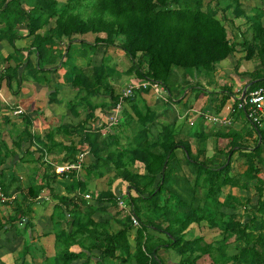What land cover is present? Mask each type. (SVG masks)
I'll list each match as a JSON object with an SVG mask.
<instances>
[{"label": "trees", "instance_id": "16d2710c", "mask_svg": "<svg viewBox=\"0 0 264 264\" xmlns=\"http://www.w3.org/2000/svg\"><path fill=\"white\" fill-rule=\"evenodd\" d=\"M85 1L92 5V12L86 17L81 12H75L84 0H66L63 4L59 0L0 1V17L4 23L0 28V41L8 40L12 49L18 52L20 48L15 46L14 41L20 36L17 26L24 21L28 22V33L35 37L23 74L29 71L39 78V73L47 72L42 63L51 62L48 59L51 51L48 44L54 41V37L59 40L67 36L69 45L63 64L71 62L68 63L73 73L71 85L77 92L76 97L86 103L81 121L57 128L68 135L69 143L55 139L52 132L47 134L49 139L38 135L33 131L32 119L26 114L21 115L22 124L13 123L11 147L0 138V193L11 198L0 200V237L2 232L8 231H16L18 236L23 237L18 249L12 251L13 264L28 255L35 259L38 249L44 257L42 264H74L93 247L102 249L98 264H124L133 259L138 264H165L157 254L159 248L178 247L182 243L185 248L180 246L179 251L185 259L181 264H195L204 256L207 257V264H264V177L260 176L264 166V129H260V137H256L252 146L242 144L244 138L237 129L218 130L212 134L217 139L229 138V146L227 150L215 147L212 155L208 154L204 143L207 132L200 131L202 136L196 138V150H193L192 141L182 137V133H176L175 123L162 124L154 136L156 110L147 105L141 108L137 103L143 101L141 94L150 92V88L136 89L123 99V115L117 122L118 130L110 129L107 123L92 125L101 104L96 98H108L111 108H116L121 101L120 91L116 90L112 81L119 78L122 72L137 81L151 79L163 83L172 100L173 87L180 81L191 83L204 76L210 83H216L218 64L237 51L245 52L242 58L253 60L256 66L254 71H244L251 75L244 86L249 85V90L264 85V7H256L259 14L253 18L247 15L241 0H235L234 15L245 16L252 27L250 38L240 33L242 41L238 45L231 41L227 27L218 17L219 12L224 16L232 5L231 1ZM214 1L218 3L212 4ZM25 3H32V8L28 10ZM50 19L55 20V26L42 34L37 32ZM88 32L96 33L94 42L82 41V49H72L73 36ZM100 44L122 49L130 60L128 68L120 72L105 60L92 66L90 51H95ZM33 51L38 53L36 65L39 67L30 59ZM71 51L75 56H86V67L73 64ZM11 58L16 59L14 54L9 53L4 61L8 62ZM21 63L19 61L16 66L5 69L3 77L11 89ZM189 87L194 85L184 86V90ZM58 91L56 87L51 92L50 102L57 101ZM232 94L235 93L231 84L223 85L221 93L212 92L211 101L214 102V98L219 100L217 111L223 109ZM125 103H129L131 110L125 107ZM7 122L10 124V120ZM105 126L108 130L103 136L101 130ZM127 128L132 130V135L122 142L121 136ZM24 142H29V146L26 147ZM86 150L92 159L84 164L85 177L74 168L61 173L56 171L57 164L76 162L78 155ZM48 153H54L52 161H48ZM235 153L245 157L247 167L243 172L233 166ZM219 155L224 159L220 160ZM137 162L143 165L144 172L133 168ZM19 164L28 172L25 181L15 169ZM108 173L112 176L111 184L117 180L127 186L125 191L128 193L123 197L131 211L118 206L119 195L111 186L99 191L96 198L86 199L83 196L89 191L90 180L102 178ZM59 176L70 181L65 185L66 193L56 191ZM252 180H257L253 195L241 199L230 191L221 200L224 186L249 191V181ZM45 189L55 201L51 213L56 226L53 255H47L42 248L36 247L35 250L31 229L34 226L31 219L33 204ZM105 201L116 208L113 220L96 221L93 215L97 210L109 209L107 206L100 207L99 204ZM223 206H229L234 211L226 212ZM242 206L244 210L240 212ZM131 213L140 220L134 251H131L130 241L134 228ZM202 221L222 230V238L203 246L198 244L202 241L200 236L193 235L191 240L183 241L191 225ZM113 222L119 226L117 229L113 228ZM149 228L164 233L166 239L150 233ZM231 237L241 241L236 252L228 249L227 242ZM76 244L81 246L80 251L72 250Z\"/></svg>", "mask_w": 264, "mask_h": 264}, {"label": "crops", "instance_id": "0c3cea01", "mask_svg": "<svg viewBox=\"0 0 264 264\" xmlns=\"http://www.w3.org/2000/svg\"><path fill=\"white\" fill-rule=\"evenodd\" d=\"M1 1V0H0ZM66 0H59L60 4L65 3ZM25 7H27V9H31L32 8V3H25ZM4 26V23L2 22V19L0 17V28H2ZM55 26V20L50 19L49 23L44 25L42 29H39L37 32L39 33H44L46 30H48L51 27ZM17 29L19 31V37L15 39L14 43L15 46L17 48H20V50L18 52H16L15 50L12 49V46L8 43V40H4V41H0V138L4 139L9 146H12V138H11V131L13 130V123L20 125L22 124V114H26L28 115L32 121H33V131L36 132L38 135L42 134L45 138H50V136H47L48 133H54V138L59 140V141H64L65 143H69L70 140L68 139V135L64 132V131H60L58 130V126H61L62 124H76L79 121L82 120L84 114H85V106L86 103L81 100L80 98L76 97V90L72 87L71 83L73 81V73L70 69V63L71 62H66V64L64 65L63 62L65 63L66 61V57H65V53H66V48L69 45V38L67 36H62L61 39L57 40V38L54 37V41L48 44V47L51 48L50 54L48 59L51 60L50 63H42L44 68H47V72H42L38 74L39 78H36L35 76L31 75L30 72L26 71L25 74H23L24 70H25V66H26V59L27 56L29 55L30 50L32 49L33 46V42H34V35H30L28 33V22L24 21L21 24H19L17 26ZM94 35H96V33H85V34H75L74 37V42L72 43V49L74 48H83V43L82 41H87V42H91L93 43L95 40ZM103 47V46H102ZM101 45L98 46L96 48V50L90 51V58H91V65H99L103 62V60H105L108 64H110V62L107 60L111 59V55L108 53V55L106 56H102V53L99 52V48H102ZM106 47V46H105ZM33 50V49H32ZM9 53H12V55L14 54V56L16 57V59L11 58L10 61H4V57L8 56ZM240 54V53H239ZM243 53L240 54L239 57H243ZM230 57V56H229ZM228 57V58H229ZM37 58H38V53L37 51H33L32 53H30V59L33 62L34 65L37 64ZM70 58L73 62V64L79 66V67H86L87 65V58L85 55H74L73 51L70 52ZM227 59V58H226ZM242 61L245 60L244 58L241 59ZM21 61V65L19 67L18 70V76L16 79H13L12 81V89L9 87L7 79L5 77H3L4 73H5V69L8 66L14 67L16 66V64ZM249 61V60H248ZM250 62V63H249ZM248 64H251V61H249ZM224 60L221 62L220 66L224 65ZM112 65V64H110ZM37 67H39L38 65H36ZM113 66V65H112ZM220 66L218 65L217 67V75L223 74L224 71L222 69H220ZM65 67V68H64ZM254 68V66H252ZM248 69L249 71L251 70H255V69ZM49 69H51V71H49ZM126 75L122 74L119 78H117L115 80L114 85L116 86L115 83H117V81H123L126 80L125 78ZM128 77L130 78L131 75H128ZM133 78V76H132ZM131 79V78H130ZM134 79V78H133ZM133 80H129V82L127 83V85L129 83H131ZM247 81H243L241 83H244ZM58 87L59 91H58V95H57V101L55 102H50V96H51V92ZM194 87L200 89L202 92H206L207 89V85L205 84L204 87L202 86H195ZM194 87H189V88H185L184 91H177L176 94L178 95V99L177 102L172 103V106L177 107L176 108V116H174L175 120L173 122H167V123H163V124H169V123H175L177 127H179V129H188V126H193L195 123H191V121H195V116H190V112L194 111L196 108V102H199L198 104H201V106H206V108H208V110L211 109H216V102H211L209 101V98L207 99V101H205L199 96L200 91H198L197 89H195L194 93ZM236 85L233 88V91L237 90ZM142 96H144L145 98L150 99H154V100H150L151 102H149L147 100V102H137L139 107H144L146 106H150L153 109L156 110L157 112V116H156V123H161L160 120V116L162 115V112L164 111V109L167 107L165 106L164 109L160 106V104L158 103L157 100V96H155L153 93L147 92V93H143L141 94ZM184 96V97H183ZM183 97V98H182ZM96 100V99H95ZM192 102H188L191 101ZM98 101L97 103H101L99 105V107L96 110V116L97 119H99V114H103V116L108 117L110 112H113L112 110H110V102H106L108 101V98H103L101 100H96ZM103 101V102H100ZM202 102V103H200ZM189 103V104H188ZM228 104V102H227ZM226 104V105H227ZM109 105V106H108ZM225 105V106H226ZM223 107V109L221 110V114L222 115H226L228 112V109H226V107ZM125 107L126 108H130L129 103H125ZM21 108L23 111L22 113H15V111L17 109ZM114 108V107H113ZM195 108V109H193ZM201 108V107H200ZM103 109L105 110V113L103 112ZM112 109V108H111ZM110 111V112H109ZM190 118V119H189ZM200 119V118H199ZM10 120V124H8L7 121ZM189 120V121H188ZM203 120V119H202ZM105 123L106 121L103 120ZM205 121V120H204ZM245 121V120H244ZM190 124H189V123ZM184 123V124H183ZM246 123V121H245ZM50 124L53 125V127H50ZM186 125V127H185ZM188 125V126H187ZM162 126H160L161 128ZM155 128V127H154ZM153 128V132H155L157 134V132H159V130H156ZM207 128V129H206ZM57 129V130H56ZM211 125L210 126H204L203 127V131L201 132H207V137L205 138V142L209 141V139H216V136L214 134L211 133ZM189 132V131H188ZM201 132H199L198 134L196 133H191L193 134L192 137H188V134L186 133H182V137L191 140V138H193L194 140L193 143L196 142V138L200 135L202 136ZM211 133V134H210ZM16 135V134H15ZM14 135V137H15ZM204 136V134H203ZM251 139L254 138V140L256 139L255 134H253L252 136H250ZM227 139L230 141L229 138L227 137H220V139ZM219 139V138H218ZM215 140V141H216ZM254 142V141H253ZM229 144V142H228ZM24 145L26 147L29 146V142H24ZM207 145V144H206ZM196 145L193 144V150H196ZM217 147V146H215ZM215 147H214V151L213 148H208V154L212 155L215 153ZM207 148V147H206ZM223 150H227L228 146L227 144L224 147H221ZM54 155V153H48L47 155V159L48 161H52V156ZM48 156L50 158H48ZM61 164H57V166H59ZM246 165H245V169H246ZM2 168V167H1ZM16 171L19 172L20 174H24L25 168L23 167V165L19 164L15 167ZM244 169V170H245ZM243 170V171H244ZM140 172H144L145 169L144 167H142V169L139 170ZM241 171V172H243ZM261 171L263 170V167L261 169ZM25 175V174H24ZM105 177V176H104ZM57 183H56V191L58 193H66L65 190V185L69 184V179H63L61 176L58 177L57 179ZM97 180V179H96ZM98 180H100V178H98ZM112 182V186L111 188H113V190H115L117 193L121 192V189L123 188V184L121 182L115 183ZM121 183V184H119ZM90 182L88 185L89 191H94L96 189H90ZM114 184V187H113ZM117 184V185H116ZM118 185H121L118 187ZM125 185V184H124ZM62 187V188H58V187ZM96 186V185H94ZM126 186V185H125ZM95 188V187H93ZM252 189L250 188V191ZM248 191V192H250ZM229 192V191H228ZM255 192V190H254ZM49 190L45 189V191L42 193V195L40 196V199L38 201H40V203L38 204H34L33 208L35 210V212H33V216L37 217L39 220L44 221V216L48 217V227H37L36 225L33 226V230L32 233L35 237V239L33 240V242L38 241L39 247L44 249L45 252L48 255H53L55 253V223L52 221L51 219V213L53 210V205L52 208L50 206L45 205V200L44 199H49ZM75 194V193H74ZM73 195V194H72ZM252 195V194H250ZM51 197V196H50ZM50 203H52L50 200H48ZM42 202V204H41ZM44 202V203H43ZM108 201H105L100 205V207L103 206H107L109 207L108 210L104 209H100L97 210L96 213L93 215V218L96 221H102L104 219H110L111 221L113 220V216L116 213V208H112L108 205ZM36 205V206H35ZM47 206V208L45 209H40V208H35L37 206ZM41 216V217H40ZM206 222V221H205ZM35 224V223H33ZM203 225H205L202 229V231H198L197 233L194 232L192 233V237L193 235L196 236H202L203 234H206L207 236V222L204 223ZM119 226L115 224V222H113V228L117 229ZM136 229L137 227H134L131 230L130 233V241H131V251H134L136 248V240H135V233H136ZM193 228H191L189 230V232L186 233V235L188 233H191V230ZM13 231H8V232H2V236L0 237V239H2V241L0 242V245H5L4 247L7 249L12 248L13 250H15L16 248H18V246L21 243L20 239L15 240L16 244L11 247L10 244L15 243L13 242L14 238L9 235V233H12ZM149 232L152 234L157 235L158 237H161L163 239H166V235L164 233H161L159 231H156L152 228H149ZM8 237V239L6 237ZM18 238V237H16ZM21 238H23L21 236ZM207 240V237H206ZM6 243V244H5ZM3 247V248H4ZM4 250L2 252H0V264H13L14 262V254L11 252V254H6L7 250ZM82 248L80 245L76 244L73 245L72 250L74 251H80ZM164 249H166L164 247ZM35 250L36 247H35ZM102 250V249H101ZM101 250L98 249L97 247H93L92 250H86L85 251V255L79 259H77L76 261H74V264H98L99 259H100V253ZM38 254H40V252L37 251ZM10 255V256H9ZM167 258L170 257V254H167ZM27 257L30 258V262L31 263H36L37 257H35V259H32L30 256H26L22 259H20L19 261L16 262V264H27ZM43 259V257H42ZM200 260L203 258H199ZM34 260V261H33ZM165 264H179L177 263V261H173L170 259H164ZM124 264H138L137 261L135 259H133L131 262L128 263H124ZM202 264H206L204 261Z\"/></svg>", "mask_w": 264, "mask_h": 264}, {"label": "rangeland", "instance_id": "374dc122", "mask_svg": "<svg viewBox=\"0 0 264 264\" xmlns=\"http://www.w3.org/2000/svg\"><path fill=\"white\" fill-rule=\"evenodd\" d=\"M223 1H231L232 2V5L224 13V16H223V14L221 12H219L218 13V17H221V19L223 20V23L227 27L228 35L231 38V41H234L235 43H238V45H239V43L242 41V36L240 35V33L243 32V34L245 36H247L248 38H250L252 36V27L250 25V21H248L245 16L236 17V15H234L233 10H234V7L236 5L235 0H223ZM223 1H222V3H223ZM88 2L89 1H85L84 0V2H82V4L79 5V7L75 9V12H81L84 17L90 15L91 12H92V5H91L90 2L89 3ZM205 2H208V0H205ZM215 2L218 3V1H214V2H212V4H216ZM241 3L243 5V7H244V9H245V11L247 13V15L248 16H251L253 18H254V16L256 17L259 14L257 12L258 11L257 10L258 8L256 10H255V8L258 7V6L261 7V8L264 7V0H241ZM95 36L96 35H94V37ZM101 36H105V35L104 34H101ZM118 40H117V43H118ZM100 45H101V47L103 46L102 48H99V52L102 53V56H106V55H108V53L111 55L110 56L111 59H108V57H107V60L110 62V64H112L114 67H116L120 72H122V71H124L125 69L128 68V66L130 65V60L125 55L124 51H122V49H120L118 46H114V45H108V46L107 45H104V44H100ZM239 53L236 51L229 58L225 59L224 60V63L225 64L223 66L222 65L220 66V64H221L222 61L218 64L220 66V69H222L224 71V73L223 74H220V75H217L218 72L216 73V76H215V79H214V81L216 80V83H214V84H212L209 81H207V79L204 76H199L198 77V81H194V82H191V83H188V82H184L183 83V82L180 81L179 82V85L173 87V91H172L173 93H172V95H173V98L174 99H172V100L168 96L164 97V96H161L160 94L155 93L154 91L150 90V93H153L155 96H157L156 98L158 100V103L160 104V106L163 109H164L165 106H167L164 109V111L162 112V115L160 116L161 123L159 124V123H156L155 122V125H154L155 128L154 129L156 130V132H157V129L158 130L160 129V126H162L163 123L173 122L175 120L174 116H176V108L177 107L172 106V103L177 102L176 99H178L179 97L176 94V92L177 91H180V92L181 91H184V86H188V85H191V84L192 85H195V86H197V85L204 86L206 84L207 85L206 92H202L200 89L194 87V93L197 92V91L195 92V89H197L198 91H200L199 96L202 98V101H203V99L205 101H207L208 98H209V101H211L210 95L212 94V92L217 91V92L221 93V89L223 88V85H225V84H229L230 85L231 84L232 87L234 88L235 85L237 87H240V86H242L244 84V83H241V82L248 81L251 78V75L250 74H247V73H244V71H247V72L253 71V70L249 71L248 69H252L253 68L252 66H254L253 69H255V67H256L255 66V62H253V60H249V61H251V64H248L249 61L247 59H245L243 61L240 60L239 56H240L241 53L240 54ZM242 53L245 54V52H242ZM241 59H242V57H241ZM122 74L126 75L125 76L126 80H123L121 82L120 81H117V83H115L116 84L115 87H116V90L117 91L123 90L127 86V83L129 82V80H133L132 82H136L137 81L135 77H133L135 79H133L132 77H130L131 78L130 79L128 77V74L123 73V72H122ZM113 82H115V80H113ZM245 84H246V82H245ZM142 98H143V101L140 100V102H147V100L149 102H151L150 100H154L155 99L154 98V99H150L149 100L148 98H145L144 96H142ZM101 99L102 98H100V97L96 98V100H101ZM218 101H219L218 98H214V103L216 102V104H217V103H219ZM106 102H109V101H106ZM188 102H192V100L191 101H188ZM198 103L199 102H196V107H195L196 109L193 108L195 110L190 112V116H193V115L195 116V119H194L195 121H193V123H195V124L192 127L187 125L189 130H187V128L181 130V129H179V127L176 126V133L177 134L178 133L179 134L186 133V134H188V137H192L193 136L192 133H197V132L203 131V127L205 125L206 126L207 125L208 126L211 125V127H212L211 133H215L218 130H225V129H229V128L230 129H233L234 128V129L239 130L240 131L239 132L240 136H242V138H244L242 144L248 145V146H252L253 145L254 138L251 139L250 136H252L256 131L254 130V128L250 127V124L247 122L246 117H245V113H244L243 110H238V111H236L233 114V116L231 118V124L229 126H221V125H218V124H213V123L208 122L207 119L204 117L205 114H207V113L212 114V115H220V116H222L221 111H217L216 109L208 110V108H206V106H201V104H198ZM200 103H202V102H200ZM109 109L112 110V111H114V108L113 107H112V109H111V107ZM105 110L106 109H103V112L104 113H105ZM228 112H227V114H229ZM121 114H122V111H119L118 114H117V116L120 118ZM111 115H112V112L109 113V116L108 117L103 116V114H99V116H101V117H99V119H96L93 122L92 125H94V126H100L104 122L103 120H105V121L108 120L109 117H111ZM244 120L246 121V123H245ZM50 127H53V125L50 124ZM185 127H186V125H185ZM118 128H119V126H118L117 123L113 124L110 127V129H115V130H118ZM107 130H108V128L106 126L102 128L101 131H102L103 136L107 133ZM191 131H192V133H191ZM130 134L132 135V130L130 128H127L126 131L121 136V141L122 142L127 141L128 135H130ZM153 135L156 136L157 134L155 132H153ZM192 140H194V139L191 138L190 141H192ZM215 140L216 139L213 140V139L210 138L209 141L206 142L207 148H209V147L210 148H213V151H214V147L215 146H218L220 148L221 147H224L226 144H227V146H229V144H228L229 140H227L225 138L224 139H220L219 138L216 141ZM192 143H193V141H192ZM193 144L195 145V143H193ZM237 154L238 153H235V155H234L233 166L237 170L243 171L245 169V165H246V163H245V157L244 156H240V155L237 156ZM219 156H220V160L224 159L223 156H221V155H219ZM48 158H50V157L48 156ZM90 158H91V156L88 154L87 157H86V162H85L86 164L85 165H87L88 163H90L89 162V161H91ZM142 167H143V165L141 163H139V162H137L133 166V168L136 169L137 171H139L140 169H142ZM262 167H263V170H264V166H262ZM79 173L81 175H83L84 177L86 176L84 169H82ZM24 174H21V176H22V179L25 181L28 178V172H25L24 171ZM260 176L264 177V171H261L260 172ZM110 179H112V176H110L109 173H108L107 175H105V177L100 178V180H98V179L97 180L96 179L90 180V183H91L90 184V189H93V190L96 189L94 191L99 192V191H103L104 189L110 188V186H112ZM114 182L117 183V180H114ZM256 182H257V180L256 181H253V180L252 181H249V184H250L251 189H252L251 191L249 190L250 192H248L246 189H241L240 187H232L230 185L224 186L223 187L224 193L221 196V200H223V198L226 197L225 195L228 193V191L229 192L232 191L237 196H239L241 199L244 196H249L250 194L253 195L254 194V190H255ZM114 184H113V187H114ZM119 184H121V183H119ZM94 185H96V186H94ZM119 186H121V185H118V187ZM93 187H95V188H93ZM58 188H62V187L60 186ZM125 189H127V186H125L123 184V190H122L121 193H118V195L121 196V195H124L125 193H128L127 191H125ZM50 196L51 195H49V199H44V200L46 202L45 205L50 206L52 208L51 205H53L55 203V201H54V199H52V196L51 197ZM48 200H50L52 203H50ZM38 203H40V201H38V200H36L34 202V204H38ZM41 204H42V202H41ZM45 205L44 206H41L40 205V206H37L35 208L45 209V208H47V206H45ZM1 207L4 208V206H1ZM222 209L224 211H226V212H232V211H234L229 206H223ZM243 210H244V206L241 207L240 212H243ZM33 212H35L34 208H33L32 212H31V219H32L33 223H35L34 225H36V228L37 227L40 228V227H44V226L45 227H48L49 226L48 225V220H49L48 217L44 216L45 219H44V221H42V220H39L36 216L34 217L32 215ZM206 222L205 221H202L199 224L198 223L192 224L191 227H190V228H193L191 230V233H188L187 235L183 236V238H182L183 241L184 240L187 241L189 239L191 240L193 238L192 237V233H194V232L197 233V230L198 231H202L203 227L205 226L203 224L206 223ZM21 224H20V226H22ZM31 229L33 230L34 228L32 227ZM221 231L222 230H220L219 228H214V227L209 226V224L207 222V236H206V234H203L202 236H200L202 238V241L201 242L199 241L198 244L201 245V246H203V245H206L207 242H212V241H214L217 238H219V239L222 238ZM9 235H11L14 238L13 242H15V240H17V239H20L21 240V243H22L23 238H21V236H18L16 234V231H13L12 233H9ZM16 237H18V238H16ZM206 237H207V240H206ZM1 241H2V239H0V242ZM240 242L241 241L236 240L235 237H231L228 240V242H227L228 245H229L228 246L229 251L236 252V247L237 246L238 247L240 246ZM15 244H16V242L13 243V244L11 243L10 246L13 247ZM183 244L184 243L179 244L178 247H174V246L173 247L161 246L159 248L157 254L163 260L164 259L165 260L166 259H170V260L173 259V261H177V263L181 264V262H183V260L185 259V256L183 258L182 253L179 251V247L180 246L183 247ZM34 245H35V247L40 248L39 247V244H38V241H36L34 243ZM4 246L5 245H0V252H2L4 250V248H5ZM164 247L166 249H164ZM184 248H185V246L183 247V249ZM17 249L18 248H16L15 250H13L12 248L7 249V247H6L5 248V250H7L6 251V254L7 253L8 254H11L12 251L15 252ZM39 251H40V249H38V252ZM15 254L17 255V253H15ZM167 254H170V257L169 258H167L168 257ZM218 255H220V254H218ZM28 256H30V255H28ZM42 257H43L42 254H38L37 260H36L37 264H42L43 263L44 257H43V259H42ZM202 258L203 259H201V260L200 259H197V261L195 262V264H202L203 261L207 264V257L204 256ZM27 261H28L27 264H33V263L30 262V258L29 257H27ZM208 263H209V261H208ZM227 264H230V263H227Z\"/></svg>", "mask_w": 264, "mask_h": 264}, {"label": "built area", "instance_id": "2783aa9c", "mask_svg": "<svg viewBox=\"0 0 264 264\" xmlns=\"http://www.w3.org/2000/svg\"><path fill=\"white\" fill-rule=\"evenodd\" d=\"M140 88H150V90L160 94L161 96L169 97L168 89L163 83L159 81L151 80V79H143L140 81L129 83L119 93L121 97V101L118 102L116 108H114V111L112 112L111 117H109V119L107 120L106 123L108 124V127H111L113 124L118 122L119 117L117 116V114L119 111H122L123 109L122 106L123 99L127 96L132 95L136 89H140ZM245 88H246L245 95L242 96V92ZM248 88L249 85L244 86L243 84L242 86L237 88L236 91H234L235 94H232V96L228 100V104L226 105V109H228L229 114L220 116V115H212L207 113L205 114L204 117L210 123L218 124L221 126H229L231 124V118L233 116V112H236L237 110H243L245 113L246 120L250 124V127L254 128V130L256 131L255 137L257 138L260 137V129H264V85L249 90ZM22 111L23 110L19 108L15 111V113L19 114L22 113ZM103 123L100 126H102ZM191 123H193V121H191ZM88 154H89L88 150L81 152L78 155V160L76 162L70 164L68 163L67 165L56 166V171L61 173L64 172L65 170H69L70 168H74L79 173L84 168V164L86 162V157ZM83 196L86 199L96 198L98 196V192L88 191L85 194H83ZM9 199L11 198L0 193V200L6 201ZM118 206L120 208L131 211V207L129 206L128 202L123 197V195L119 196L118 198ZM131 219L133 221L134 227L140 226V220L134 213H131Z\"/></svg>", "mask_w": 264, "mask_h": 264}, {"label": "water", "instance_id": "95a60500", "mask_svg": "<svg viewBox=\"0 0 264 264\" xmlns=\"http://www.w3.org/2000/svg\"><path fill=\"white\" fill-rule=\"evenodd\" d=\"M245 91H246V88L243 90V92H242V96H244V95H245Z\"/></svg>", "mask_w": 264, "mask_h": 264}]
</instances>
